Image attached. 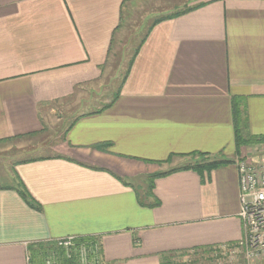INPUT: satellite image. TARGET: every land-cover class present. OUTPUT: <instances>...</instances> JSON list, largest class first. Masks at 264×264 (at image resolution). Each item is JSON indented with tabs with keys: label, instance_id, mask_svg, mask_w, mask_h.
Wrapping results in <instances>:
<instances>
[{
	"label": "crops",
	"instance_id": "0c3cea01",
	"mask_svg": "<svg viewBox=\"0 0 264 264\" xmlns=\"http://www.w3.org/2000/svg\"><path fill=\"white\" fill-rule=\"evenodd\" d=\"M236 98L247 134L264 135V0H0V149L65 128L57 155L2 174L0 264H41L43 247L70 236L98 241L103 264L239 243ZM199 152L233 162L159 178L146 195L149 175Z\"/></svg>",
	"mask_w": 264,
	"mask_h": 264
},
{
	"label": "built area",
	"instance_id": "2783aa9c",
	"mask_svg": "<svg viewBox=\"0 0 264 264\" xmlns=\"http://www.w3.org/2000/svg\"><path fill=\"white\" fill-rule=\"evenodd\" d=\"M247 151L253 157L249 160L242 156L236 162L240 180V220L244 229V237L236 245L245 246L253 260L264 255V146ZM56 245L57 250L64 251L67 258H74L78 264H103L98 241L70 236L58 239ZM58 258L57 251H52L46 264H57Z\"/></svg>",
	"mask_w": 264,
	"mask_h": 264
},
{
	"label": "rangeland",
	"instance_id": "374dc122",
	"mask_svg": "<svg viewBox=\"0 0 264 264\" xmlns=\"http://www.w3.org/2000/svg\"><path fill=\"white\" fill-rule=\"evenodd\" d=\"M172 2L176 3V5L179 4V6L177 7H172V12L179 9L182 10L185 7V3H183L182 1ZM151 22L152 20L150 21L147 19L143 24L144 27H142L141 29H137L135 37L136 40L133 43L134 46H137L144 38L146 32L148 31L147 27L151 24ZM133 53V47H130L128 52H126V55L124 53L125 59L121 60L120 65L117 68L118 74L116 73V79L123 78L129 63V61H127V58H131ZM117 83L119 84V82ZM64 130L65 128L62 127L49 129L43 136H39L37 138L31 137L27 139H16L12 142L7 143L5 148L1 147L0 184H6L8 182L5 178L2 177V174H4V172H11L12 169L10 166L14 161L40 156L42 157L57 155L58 152H56V145H51L50 142L52 141V139L55 140H53V143L61 142L63 140ZM244 133L247 134L245 129ZM258 147L260 148V146L251 147V150H257L259 149ZM248 148L242 149L240 155H237L238 158L235 160L236 162H238L242 156H244V158H248L249 160L251 159L250 157H253V155H248ZM139 182L140 180H138V182H136L135 184H138ZM138 186H140V184ZM57 261V264H59L60 258H58ZM166 262V264H264V255H261L260 257L252 260V258H249L248 250L245 246L231 245L225 247H212L196 249L194 251L171 253L170 255H168Z\"/></svg>",
	"mask_w": 264,
	"mask_h": 264
},
{
	"label": "trees",
	"instance_id": "16d2710c",
	"mask_svg": "<svg viewBox=\"0 0 264 264\" xmlns=\"http://www.w3.org/2000/svg\"><path fill=\"white\" fill-rule=\"evenodd\" d=\"M193 8H188L183 12L174 14L170 17H168V19H173L176 18L182 14H185L187 12L192 11ZM163 20V19H161ZM160 20V21H161ZM133 64L130 63V67ZM129 75V72L127 71L124 80L126 79V77ZM124 80L122 82V85L124 84ZM120 94V91H118V93L116 94L117 98ZM233 118H234V126H235V141H236V152L237 155H240L241 151L243 148H251V147H255V146H264V135H251V134H245L244 133V124H245V120H244V112L242 109V105H241V99L236 98L234 99V103H233ZM110 143H104L99 145L97 148L104 150L108 147H110ZM173 156L175 155H171L166 161H150L151 163H155L158 165H161L163 163H167L169 162ZM180 156H191L194 158H197V160L194 163H189L188 165H185L183 167L180 168H173L170 169L168 171L165 172H157L153 175H150L148 177V193L146 194L147 196H149V194H152L153 188H154V183L157 179L159 178H163V177H167L173 173L176 172H180V171H185V170H193L201 175L207 173L210 174L213 170L225 165V164H229L232 163L233 160H227V159H222V160H217L214 159L213 157H211L209 154L207 153H190V154H182ZM60 157V156H58ZM213 158V159H211ZM38 159H45L44 157H39ZM34 160V158H31L25 162H32ZM70 160V159H69ZM71 161V160H70ZM236 162V161H235ZM21 196V198L26 202V204L33 208L36 209L38 211L41 210L40 205L34 200V198L32 197V195L30 194V192L27 190V188L25 187V185L23 184V182L17 178L16 181V185H14L13 187ZM140 204L142 206H148V207H157L160 206V201L159 200H155V202L153 204H145L141 199L139 200ZM81 240H92L91 238H81ZM52 251H57L59 258H60V262L59 264H78L77 261H75L74 258H67L66 254L64 251H60L57 250V245L56 242H52L49 243L48 245V249H46L45 247H43V252L38 253L39 257L38 260H40L41 264H46V260H47V256L50 255V252ZM167 254V253H166ZM168 255H162V259L163 264H166V260H167Z\"/></svg>",
	"mask_w": 264,
	"mask_h": 264
}]
</instances>
